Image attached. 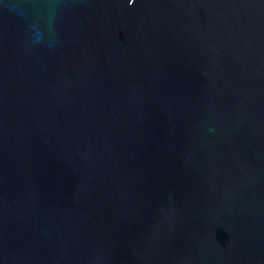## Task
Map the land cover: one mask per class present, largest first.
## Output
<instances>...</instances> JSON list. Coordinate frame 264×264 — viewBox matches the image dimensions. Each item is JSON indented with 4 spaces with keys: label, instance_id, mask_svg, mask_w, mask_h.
<instances>
[{
    "label": "water",
    "instance_id": "obj_1",
    "mask_svg": "<svg viewBox=\"0 0 264 264\" xmlns=\"http://www.w3.org/2000/svg\"><path fill=\"white\" fill-rule=\"evenodd\" d=\"M0 264H264V0H0Z\"/></svg>",
    "mask_w": 264,
    "mask_h": 264
}]
</instances>
